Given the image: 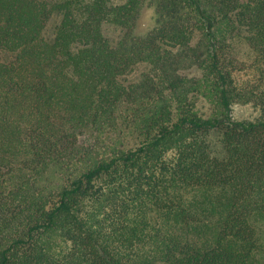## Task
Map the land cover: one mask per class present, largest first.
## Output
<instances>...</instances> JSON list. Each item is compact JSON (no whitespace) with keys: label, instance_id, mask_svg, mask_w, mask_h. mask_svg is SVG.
Instances as JSON below:
<instances>
[{"label":"trees","instance_id":"16d2710c","mask_svg":"<svg viewBox=\"0 0 264 264\" xmlns=\"http://www.w3.org/2000/svg\"><path fill=\"white\" fill-rule=\"evenodd\" d=\"M0 264H264V0H0Z\"/></svg>","mask_w":264,"mask_h":264},{"label":"rangeland","instance_id":"374dc122","mask_svg":"<svg viewBox=\"0 0 264 264\" xmlns=\"http://www.w3.org/2000/svg\"><path fill=\"white\" fill-rule=\"evenodd\" d=\"M123 1V0H116ZM153 24V10L148 7H143L140 12V16L138 18L135 32L138 34H142L146 32ZM201 109H205L206 105L202 102L199 104ZM233 117L237 119L243 118H252L256 115V112L253 108L248 105L237 104L233 106Z\"/></svg>","mask_w":264,"mask_h":264}]
</instances>
